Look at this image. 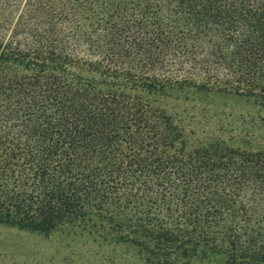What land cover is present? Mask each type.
Instances as JSON below:
<instances>
[{"label":"trees","instance_id":"trees-1","mask_svg":"<svg viewBox=\"0 0 264 264\" xmlns=\"http://www.w3.org/2000/svg\"><path fill=\"white\" fill-rule=\"evenodd\" d=\"M182 92L264 102V0H0V225L264 264V148L193 144Z\"/></svg>","mask_w":264,"mask_h":264},{"label":"rangeland","instance_id":"rangeland-1","mask_svg":"<svg viewBox=\"0 0 264 264\" xmlns=\"http://www.w3.org/2000/svg\"><path fill=\"white\" fill-rule=\"evenodd\" d=\"M159 102L181 123L195 145L219 139L241 150L264 148V102L216 92L172 93ZM0 264L147 263L134 246L81 227H62L44 235L0 225Z\"/></svg>","mask_w":264,"mask_h":264}]
</instances>
